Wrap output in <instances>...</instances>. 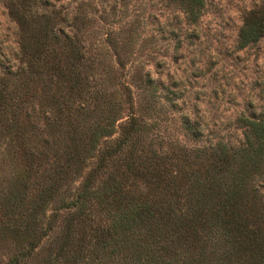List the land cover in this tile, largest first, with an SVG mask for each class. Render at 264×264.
Listing matches in <instances>:
<instances>
[{"label": "trees", "instance_id": "trees-1", "mask_svg": "<svg viewBox=\"0 0 264 264\" xmlns=\"http://www.w3.org/2000/svg\"><path fill=\"white\" fill-rule=\"evenodd\" d=\"M177 1L192 21L205 6V0ZM22 9V4H10L24 32L21 50L27 57L13 75L52 70L61 87L50 102L55 115L47 117L51 130L45 143L52 148L55 137L66 132L70 145L55 150L44 176L31 170L40 183L33 178L39 187L31 196L26 192L20 198L12 190L5 200L10 214L5 229L19 244L0 264H24L45 239L48 248L39 264H264V111L243 118L247 129L239 147L196 150L197 157L213 154L205 169L188 175L153 166L151 158L142 159L140 117L134 113L117 124L122 113L118 102L111 101L89 131L81 125L78 115L92 112L91 102H100L102 95L92 90V73L98 68L87 53L79 10L62 16L55 5L35 19ZM263 37L264 0L244 15L238 47ZM11 99L1 88L0 108ZM35 153L29 150L28 166L38 158ZM131 174H151L146 186L160 188L161 194L138 188ZM25 198L23 206L18 201ZM57 198L68 209L60 223L58 210L48 214Z\"/></svg>", "mask_w": 264, "mask_h": 264}, {"label": "rangeland", "instance_id": "rangeland-1", "mask_svg": "<svg viewBox=\"0 0 264 264\" xmlns=\"http://www.w3.org/2000/svg\"><path fill=\"white\" fill-rule=\"evenodd\" d=\"M262 1L205 0L199 19L192 21L177 0H0V89H7L12 98L0 108V260H7L19 244L5 229L10 216L5 200L12 190L20 198L26 192L31 196L39 187L31 170L37 168L44 176L55 150L70 145L66 132L55 137L52 148L45 143L51 130L47 117L55 115L50 102L61 87L52 70L13 75L27 57L21 50L24 32L10 12L11 3L22 4L35 19L55 5L62 16L79 10L87 53L98 68L92 73V90L102 95L100 102H91L92 112L78 115L84 131L116 101L122 110L117 124L134 113L140 117L142 159L189 175L205 169L213 158L211 152L197 157L196 150L239 147L247 129L243 118L264 111V37L238 47L244 15ZM118 135L119 128L114 137ZM29 150L38 157L31 166L26 161ZM152 175L131 174V183L158 196L160 188L146 186ZM26 201L18 202L24 206ZM63 204L57 198L48 207V214L53 208L59 211V223L68 214ZM43 243L24 264H39L48 248L46 239Z\"/></svg>", "mask_w": 264, "mask_h": 264}]
</instances>
